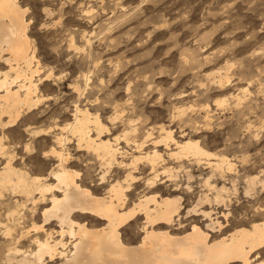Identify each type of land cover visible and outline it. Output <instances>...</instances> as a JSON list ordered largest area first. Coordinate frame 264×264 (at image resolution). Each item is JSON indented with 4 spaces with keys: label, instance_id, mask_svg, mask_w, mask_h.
Listing matches in <instances>:
<instances>
[{
    "label": "rangeland",
    "instance_id": "obj_1",
    "mask_svg": "<svg viewBox=\"0 0 264 264\" xmlns=\"http://www.w3.org/2000/svg\"><path fill=\"white\" fill-rule=\"evenodd\" d=\"M18 1L27 8L29 34L40 62V75L36 79L41 100L33 109L35 117L28 125L44 131L33 135L34 147L47 145V150L51 151L56 135H65L63 127L73 121L76 104L80 107V100L91 91L97 95L89 97L85 108H81L100 117L105 126L102 138L114 141L119 136L118 146L124 151L123 158L119 159L131 161V156L139 154L137 143L143 141L147 142L144 143L147 149L143 145V151L152 149V140L164 135L161 127L171 128L176 139L199 140L213 153L196 160L169 155V151H176L172 141L169 150L159 145L163 153L160 171L164 167L169 169L160 174L158 186L149 187L145 179L152 176L150 168L145 160L140 161L135 171L139 180L132 182L127 191L126 207L139 197L155 192L159 198L180 197V220L184 227L176 225L172 228L175 233L190 228V219L195 216L187 215V210L195 205L213 210L217 215L229 211L231 220L227 231L249 225L254 217H259L257 208L261 206L264 186L259 181L250 188L249 179L261 180L264 176V134H261L264 125V0ZM44 8L52 15L44 12ZM56 20L59 25L48 27ZM7 67L0 61V70H7ZM85 77L88 83L83 88L87 91H81L80 80ZM130 93L131 103H124ZM101 96L111 103L106 100L103 104L92 103ZM114 105H123L118 120L110 119L115 115ZM21 127L25 125L18 126L12 133L7 131L6 143L14 146L16 154L14 164L24 167L31 175H48L52 164L49 163L45 170L35 159V152L25 150L28 141L22 145L17 136ZM91 133L97 137L96 130ZM75 143L72 137L65 145V151L71 153L68 165L80 172L79 178L91 186L96 195H104L109 181L124 178L125 167H112L107 175L110 179L102 185L100 169L105 165H100L102 161L93 151ZM219 157L231 162L232 168L225 163L216 169L214 163ZM47 159L56 161L55 156ZM1 162L0 158V167ZM208 177L210 184L206 183ZM53 181L52 177L46 179V182ZM222 186H226L227 191L222 192L224 201L220 203L215 196L217 188ZM249 188L255 193L253 196L245 195ZM4 197L1 199L4 202L0 201V264H8L5 255L16 244V248L25 251L36 248L32 235L41 234L44 238L45 231H36L34 225L42 224V210L50 205L48 200L37 204L30 200L25 201L24 206L20 201L25 198L21 196L5 194ZM16 198L21 199L19 204L22 205L17 204ZM9 208L16 209L12 221V216L7 214ZM83 220L89 227L102 224L89 216ZM239 220L246 223H239ZM144 221V215L137 214L123 225L126 243L136 245L141 241ZM6 223L11 225L9 233ZM45 227L58 229L54 221ZM28 229L29 235L20 237ZM70 241V235L65 234L64 242L69 247ZM45 258L47 262L48 257Z\"/></svg>",
    "mask_w": 264,
    "mask_h": 264
},
{
    "label": "bare ground",
    "instance_id": "obj_2",
    "mask_svg": "<svg viewBox=\"0 0 264 264\" xmlns=\"http://www.w3.org/2000/svg\"><path fill=\"white\" fill-rule=\"evenodd\" d=\"M26 13L27 8H24L18 0H0V61L5 62L8 66L7 70H0V135L5 136L6 139L9 129L16 130L18 126L24 124L22 122L25 118L30 120L35 117L33 109L41 100L36 79V76L40 75V62L36 56V47L29 34L30 21L26 17ZM13 74L14 76H12ZM69 123L72 124V136L70 138H75L77 143L75 145L93 151L102 161L101 163L98 160L100 161L98 163H101V166L102 164L105 165L101 173L104 176L103 181H101L102 185L104 182L106 183L108 178L110 179L108 173L112 167H125L126 174L124 173L123 179L117 178L109 181L104 195L100 196L96 195L90 188L91 186L85 185L83 180L79 178V171L69 167L71 153L65 151V145L71 140L69 136L65 135V143L62 149H58L67 157L65 166L53 172L52 165L46 176L43 174L31 175L24 167H17L14 164L16 157L14 146L11 147L8 143L0 144V158L2 159L0 201L5 199V194H11L15 197L25 198L22 201L20 198L15 199L17 204L20 201L24 206L25 201L30 200L33 204L46 200L50 202V205L42 210V224L34 225L36 231L39 229L42 232L45 231L44 238L41 234H39L41 237L32 235L35 236L32 240L36 244L34 250L25 251L16 248L17 244L16 247H11L9 252L5 253L8 264L9 262L15 264H48V261L53 262L57 258L60 260L55 261L54 264H246V260L255 264L252 253L254 252L256 259H258L261 250L264 249V231H262L264 218L254 217L249 225H240L227 231L231 220L229 211L217 215V212L213 210L198 208L195 205L187 210V215L192 213L190 216H195L193 220L190 219V228L181 233H175L172 231L173 227L176 225L177 228L184 227L180 220L182 207L180 197L161 196L159 198L160 195L155 192L139 197L131 206L126 207L127 191L130 190L132 182L139 180L135 171L140 161L145 160L147 162L150 174H152L145 179L146 184L149 187L158 186L157 180L160 179V174L169 169L164 167V170L160 171L159 162L163 159V153L158 149V146L165 145L166 150L167 148L169 150V142L172 141L176 151H169V155L193 157L196 160L203 155H213L199 143V140L176 139L171 128L166 130L167 128L161 127L164 135L161 137L158 135L160 138L157 137V139L153 137L154 140L151 142L153 148L143 151L142 147L147 142L137 143L136 141V147L140 149L139 154H132L131 161L126 162L119 159V157L123 158L124 153L118 146L119 136L114 141L107 137V139L102 138L101 135L105 126L98 115H93L88 109H83L76 104L73 121ZM24 125L30 127L28 124ZM66 125L63 127L64 129ZM93 130L94 132L96 130L97 137L92 135ZM41 131L44 130H34V135H38ZM63 132L65 133V130ZM147 133L148 136L151 135V132ZM60 135L64 134L60 133ZM126 135L128 136V134ZM57 136L55 140H57ZM119 154L121 156H118ZM55 158L58 164V156ZM78 160L76 161L78 162ZM87 160L85 161L87 162ZM217 160L214 163L216 169L221 168L225 163H228V168L233 166L231 162H226L223 157H219ZM48 177H52L54 181L46 182ZM209 179L210 177L206 179L208 184H210ZM259 181L264 186V179L260 180L254 177L249 179V187L253 188ZM97 184L100 186V183ZM223 191H227L226 186L217 188L215 200L220 203L224 201ZM36 194L39 196L37 197ZM15 212V208L13 210L9 208L7 214L12 216ZM137 214L144 215V234L138 244L131 245L124 241L122 227ZM87 216L101 221L102 224L98 227H89L88 223L83 220ZM219 217H223V220H220ZM20 218L18 217V219ZM200 218L201 222H206L204 225L201 224ZM12 219L13 216L11 221ZM52 221L57 224L58 229L49 230L45 227ZM240 221L239 223L244 222ZM8 225L6 230L9 233L11 225ZM13 226L15 227L16 223ZM29 233L30 230L28 229L25 233L22 232L20 237L26 238ZM65 234H69L72 238L70 247L64 242ZM214 234L217 235L214 236ZM14 238L16 240L15 235ZM13 243L15 244V242ZM245 254H247L246 257ZM45 256L48 257L47 262Z\"/></svg>",
    "mask_w": 264,
    "mask_h": 264
},
{
    "label": "snow or ice",
    "instance_id": "obj_3",
    "mask_svg": "<svg viewBox=\"0 0 264 264\" xmlns=\"http://www.w3.org/2000/svg\"><path fill=\"white\" fill-rule=\"evenodd\" d=\"M61 6H63V5H61ZM43 11L47 12L48 15H50V16L52 15V13L47 8H44ZM59 23H60L59 20H56L53 22L52 25H48V27H55V26L59 25ZM63 75H64L63 72H61V76H63ZM57 79H59V78H57ZM86 83H88L86 77L80 80L81 91H87V89L83 88V85H85ZM103 83H104L103 81H100V84H103ZM129 87L131 89V86H129ZM96 95H97V93H92L91 91L88 92V95L83 97L80 100V102H79L80 107L84 106L86 100L89 97L96 96ZM130 97H131V93H130L129 99L127 101H125L124 103H131ZM105 100L108 103H111V101L108 100V98L105 96H101V98L99 100H93L92 103L103 104ZM113 107L115 108V115L111 116L110 119L118 120L122 115L121 109H122L123 105H114ZM106 111H111V109H106ZM77 115H78V113H77ZM62 122L63 121H61V123ZM22 123L31 124V121H29V120H27V118H25ZM45 127H47V125H45ZM71 129H72L71 123L66 125L65 135H72ZM249 129H251V125H249ZM48 130L51 131V129H48ZM14 131H15L14 129H9V133H12ZM261 134H264V125H262ZM33 135H34V129L31 127H21L19 133L17 134L22 145L24 144L25 140L28 141V144H27V147L25 150L28 152H35V159L37 160V162L39 164H43L45 166V170H47L49 163H51L53 165V172L58 171L61 167L65 166V161H66L67 157L62 154V151H58V149H62V146L65 143V135H58L57 136V140H56L53 148L51 149V151L47 150V145H45L43 148L34 147L31 143ZM4 143H6V138H5V136L0 135V144H4ZM51 156H58L59 163L57 164L56 161H51V160L47 159ZM74 166L79 167V165H74ZM100 171L103 172V168H101ZM76 174L78 175L79 173H76ZM103 179H104V176L102 174L99 176V181H103ZM262 179H264V176H262ZM254 194L255 193L251 189H249L248 191L245 192V195H248V196H253ZM261 196H262L261 201H260L261 206L257 208V211L260 214L259 217H257L258 219L264 218V191H261ZM262 231H264V227H262ZM246 255L247 254H245V257H246ZM252 256H253V260L255 261V264H264V249L261 250V255H260L259 259H256V255L254 252L252 253ZM246 264H251V262L246 260Z\"/></svg>",
    "mask_w": 264,
    "mask_h": 264
}]
</instances>
